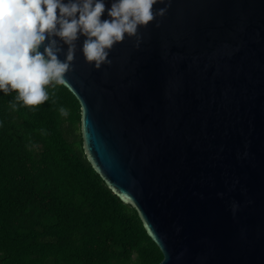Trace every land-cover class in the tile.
<instances>
[{
    "label": "water",
    "instance_id": "water-1",
    "mask_svg": "<svg viewBox=\"0 0 264 264\" xmlns=\"http://www.w3.org/2000/svg\"><path fill=\"white\" fill-rule=\"evenodd\" d=\"M166 5L99 69L86 37L72 42L63 86L82 150L136 211L156 264H264V0H165L153 12ZM52 39L64 62L69 45Z\"/></svg>",
    "mask_w": 264,
    "mask_h": 264
},
{
    "label": "trees",
    "instance_id": "trees-1",
    "mask_svg": "<svg viewBox=\"0 0 264 264\" xmlns=\"http://www.w3.org/2000/svg\"><path fill=\"white\" fill-rule=\"evenodd\" d=\"M50 91L15 111L16 93H0V264L160 262L136 211L87 161L78 101L63 85Z\"/></svg>",
    "mask_w": 264,
    "mask_h": 264
},
{
    "label": "clouds",
    "instance_id": "clouds-1",
    "mask_svg": "<svg viewBox=\"0 0 264 264\" xmlns=\"http://www.w3.org/2000/svg\"><path fill=\"white\" fill-rule=\"evenodd\" d=\"M106 0H0V93L15 92L13 111L20 106H38L50 100L56 85L65 83L64 74L70 70L74 56L72 42L78 33L86 37L81 52L87 62L99 69L110 63L113 45L134 38L136 46L141 37L138 26L147 25L157 16L165 15V0H111L105 13ZM58 10V14H57ZM47 34V36H46ZM53 36L69 45L66 60ZM48 39L43 52L39 46ZM61 116H68L64 107ZM43 131V130H42ZM237 205L233 203L235 212Z\"/></svg>",
    "mask_w": 264,
    "mask_h": 264
}]
</instances>
